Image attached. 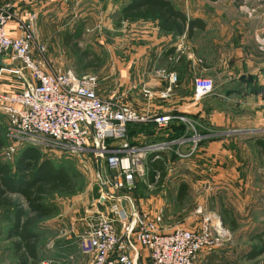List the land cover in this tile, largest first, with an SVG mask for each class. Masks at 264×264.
Listing matches in <instances>:
<instances>
[{"label": "rangeland", "instance_id": "obj_1", "mask_svg": "<svg viewBox=\"0 0 264 264\" xmlns=\"http://www.w3.org/2000/svg\"><path fill=\"white\" fill-rule=\"evenodd\" d=\"M183 1L173 0V4L177 8L182 6ZM231 1L235 2L202 0L209 8L207 17H214L220 13L225 17V13L230 18H247V15L245 17L240 14L239 17L230 10ZM1 2L6 3L7 0ZM46 3L50 6L46 5L41 9L34 24V34L36 40L45 48L44 57L51 71H71L78 77L94 76L98 84L96 94L100 98L122 94L120 100L124 106L148 120L151 119L153 117L151 113V115L143 113L152 105L155 108L161 105L155 97H145L142 91L149 90L150 93H154L149 85L152 87L155 83L154 78L158 82L165 81V72L158 74V70L156 74V68L153 66L158 62L157 59L154 64H151L152 60L141 62L140 55L144 52L146 55L150 54L148 50L155 33V24L130 21L118 24L121 0H52V2L46 0ZM244 10L246 13L253 11L247 7ZM257 13L260 14L262 11L258 10ZM259 21L262 22V18ZM202 36L205 35L201 34V39L198 38L199 45H202L203 41H208V38ZM84 53L88 54L87 58ZM143 66L151 72L152 84L150 81L149 85L139 83ZM3 75L6 76L3 78L6 91L12 93L20 90L13 76L7 73H2V77ZM198 78L212 82V92L205 97L213 94V81L206 77H196L194 80ZM158 84L162 86V83ZM147 100H150V105L146 104ZM214 108L213 105L208 106V109ZM136 110L145 112L138 113ZM3 117H0L2 123L0 127L3 128L0 132L4 148L0 161L13 168L26 145H15L13 141L7 139L4 128L6 120ZM176 117L173 119L178 121L180 117ZM242 124L246 122L234 123L235 127L230 123L216 131L203 130L201 132L203 138L198 143H194L190 138L199 132L193 126L195 133L187 125L186 131L191 136L176 137L172 139V145H168L167 154L170 160L166 166V176L161 183H157L153 190L145 188L137 191V187L132 191L119 192L121 198H127L128 213L136 210L146 215L149 220L159 217L158 229L164 233L175 228L188 229L194 226L193 229H197L202 215L219 216L222 225L228 230V236L218 239L214 247L198 252L193 264H264V252L254 259L247 258L253 251L258 252L264 248V150L255 148L246 134L232 132ZM132 125L134 130L145 138V145L159 144L153 141L157 132L155 128L144 126L143 123ZM218 131L222 133L220 136L224 143L222 151L216 155L214 146H211L208 152L200 151L202 141H208L207 136ZM263 138L261 142L264 144ZM187 139L189 140L186 141ZM112 145L113 143L109 145L111 149L113 146L117 147L116 144ZM36 150L41 159L63 168L75 185V192L71 195L52 193L44 198L43 204L50 211V216L38 221L34 227V232L40 236L36 264H43L54 259L49 255L48 246L51 243L59 244L65 239L64 234L56 232L66 231L69 227L70 231L76 229L77 214L82 218L88 213L93 217L106 215L111 206L118 205V201L105 196L99 177L108 176L109 173L97 170L98 165L93 152L59 154L55 149L43 145ZM178 154L183 157H179ZM219 159L222 164L215 167ZM182 184L186 186V192L179 202V188ZM101 197L103 199H100ZM9 198L16 203L22 202L17 195ZM2 212L5 214L6 210L0 207V214ZM232 218L236 223L234 230L230 225ZM5 219L7 218L0 216V230L6 228ZM0 242V264H14L17 258L12 252L11 241L6 244L2 243V240ZM76 252L70 255V249H61L65 263L71 256L73 262L81 264L83 260L78 256L80 253L77 255Z\"/></svg>", "mask_w": 264, "mask_h": 264}, {"label": "built area", "instance_id": "obj_2", "mask_svg": "<svg viewBox=\"0 0 264 264\" xmlns=\"http://www.w3.org/2000/svg\"><path fill=\"white\" fill-rule=\"evenodd\" d=\"M256 1L264 4V0ZM35 21L33 13L0 7V80L2 73H7L20 87L11 93L0 86V114L6 118L7 139L15 145H43L59 154L93 152L95 160L101 161V171L112 174L99 177L104 194L110 199L115 191L133 190L137 180L153 190L159 174L155 172L153 181L148 182L144 163L151 154L154 160L160 159L158 153L167 151L172 142L134 147L127 126L147 122L164 126L173 118L164 115L148 120L124 106L116 95L100 98L94 76L51 71L44 57L45 48L35 38ZM258 44L264 53V36ZM164 78L169 86L160 95L165 98L176 85L177 77L164 73ZM211 92V81L194 80V101ZM142 93L147 98L153 96L149 90ZM180 120L195 132L191 121ZM202 138L198 134L190 140L198 143ZM112 143H118L119 148L111 149ZM116 200L118 205L111 206L109 214L86 221L87 229L77 237L78 252L91 258L89 264H136L140 248L147 252L149 264H193L198 252L214 247L218 239L228 236L216 215H202L197 229L175 228L164 233L158 229L159 217L149 220L136 210L128 213L127 198Z\"/></svg>", "mask_w": 264, "mask_h": 264}, {"label": "crops", "instance_id": "obj_3", "mask_svg": "<svg viewBox=\"0 0 264 264\" xmlns=\"http://www.w3.org/2000/svg\"><path fill=\"white\" fill-rule=\"evenodd\" d=\"M170 1L173 3V0ZM49 2H52V0H49ZM231 3L232 5L229 6V8L234 14H237L239 17L240 14L243 16L247 15L248 19L243 17H241V19L234 17L230 18L226 16L225 13V17L221 13L215 14L214 17H207L209 8L202 0H184L182 6L177 8L184 12L188 19H198L202 21L204 24L202 31L193 29L195 35L187 37L186 35L174 36L172 34H165L155 28V33H153L154 36L151 38V47L148 50L150 54L146 55V52L142 53L140 55V61L147 62V60H152L151 64H154L157 59L158 62H155L153 66L156 68L155 73L158 70L161 72L164 71L165 73H174L177 77V83L169 93H167L165 98L161 97L160 94L169 86L167 81L158 82V80L154 78L155 83H153L151 87V85L148 84L149 81L152 84L151 72H148V68L143 66L141 70L142 76L139 75V83L142 82L149 85L152 92H154L152 93L153 97L156 98L155 100H158L161 107L158 106L155 108V106L152 105L150 109L147 108L149 109L147 112L143 111L144 109L140 110L141 112L139 110L136 111L138 113L145 112L143 113L145 115L151 113L153 117L169 115L175 119L177 118L176 116L186 118L191 121L194 128L199 129L197 130L199 133L207 129L216 131L230 123H233L234 126V123L246 122V124L236 127L232 132L235 134H246L249 136L248 140L251 141L255 148L264 150V144L261 142L264 136V53L259 51L258 44L260 37L264 36V4L258 3L255 0H235V2L231 1ZM0 5H7L4 7H14L24 12L33 13L36 15L37 19L41 9L46 7L48 3H46V0H7L6 3H2L0 0ZM48 6H50V4ZM245 7L253 9V11L246 13L244 10ZM258 10H261L262 13H257ZM257 14L261 17H259V15L257 16ZM261 18L262 22L259 21ZM201 34H204L205 36L202 37L208 38V41H203L202 45H199L198 41L201 39ZM196 77L210 78L214 83L213 94L199 101L193 100L194 79ZM3 78L0 80V86L6 88ZM158 83H162V86ZM116 96L122 99L123 95L118 94ZM150 100H147V105H150ZM211 105L215 106L214 110L208 109V106ZM3 118L6 120L5 117ZM180 118L177 120L185 126V123L182 122ZM195 123H197V125ZM175 124H177L176 121L171 119L167 125L164 126H159L154 122H149V125L144 126H150L157 130V132L155 131L156 134L154 135L153 141L156 143L165 142L167 144L171 143L173 141L172 139H174L172 127ZM239 127L242 128L239 129ZM127 133L130 138V143L134 147H145L150 144H144L145 138L142 134L134 130V125L132 124L127 126ZM220 136H222V133L219 131L213 135L207 136L208 141H202L200 151L203 153L208 152L210 147L214 146L216 151L215 154H219L224 144ZM114 144H116L117 147L113 146ZM113 145V150L119 148L118 143H113ZM158 156L160 159L155 160L163 163L166 170V166H168L170 160L167 151L158 153ZM153 157L154 155L150 157L151 161H154ZM146 161L144 163L145 170L147 165ZM220 164H222V161L219 159L215 167L220 166ZM136 182L138 187L137 191L146 187L140 180ZM123 191L124 190L115 191L114 193H117V195L116 198H113V201L117 199V197L121 198L119 192ZM107 214H109V211ZM0 216L5 217L4 212H2ZM83 216L82 218L80 214H77V217H75V220L78 221V223L75 224V230L70 231L69 227L66 231L62 230L56 232L64 234L63 236H65V239L61 242L62 244L51 243L48 246L50 251L49 255L54 259L46 261L43 264L65 263L61 249H70V255L76 251L77 255L79 254L76 245L77 237L82 231L87 229L86 221L93 218L89 213ZM6 217V228L0 230V240H2L4 244L8 241L12 243L16 240L12 235L8 236L11 224L13 225L15 219L14 211L10 210L9 215ZM116 227L119 231L118 223H116ZM193 228L195 227L193 226L188 229ZM12 248V252L14 253L13 245ZM78 256L83 260L81 264H88L90 261L89 256H82L80 254ZM68 259L69 260L65 264H80L78 262H73L71 256H69ZM14 264L20 263L15 259ZM26 264H31L30 259L27 260ZM136 264H148L147 252L142 248L139 249V257Z\"/></svg>", "mask_w": 264, "mask_h": 264}, {"label": "trees", "instance_id": "obj_4", "mask_svg": "<svg viewBox=\"0 0 264 264\" xmlns=\"http://www.w3.org/2000/svg\"><path fill=\"white\" fill-rule=\"evenodd\" d=\"M121 4L117 18L118 24L123 21L152 22L155 24V28L162 33L174 36L186 35L187 37L195 35L193 29L202 31L204 28L202 21L188 19L185 13L176 8L170 0H121ZM84 56L87 58L88 54L84 53ZM176 123L172 127L174 138L183 135L191 136L186 131L188 130L186 125L184 126L179 121ZM143 125H149V122L143 123ZM0 129L3 128L0 127ZM198 134L203 135V133ZM23 145L26 146L20 152L13 168L0 161V207L6 210L5 218L9 215L10 210L14 211L15 219L13 225L11 224L8 236L12 235L16 238L12 245L17 260L20 264H26L30 259L31 264H36L40 236L34 232V227L38 221L50 216V211L43 204L44 198L52 193L71 195L75 192V185L63 168L56 167L50 161L40 158V154L36 150L38 147L30 144ZM3 148L4 141L0 132V158ZM152 155L154 154L149 155L146 159V178L148 182H152L154 171H158L159 184L165 178L166 170L163 163L150 160ZM108 175L112 176L110 173ZM136 188L137 185L133 190ZM185 192L186 186L182 184L179 188V202ZM14 195L20 196L22 202L16 203L9 198ZM116 195L117 193H113V198H116ZM7 224L9 225L8 222ZM230 225L232 230L236 229L233 218L230 219ZM262 252H264V248L258 252L253 251L247 258L254 259Z\"/></svg>", "mask_w": 264, "mask_h": 264}, {"label": "water", "instance_id": "obj_5", "mask_svg": "<svg viewBox=\"0 0 264 264\" xmlns=\"http://www.w3.org/2000/svg\"><path fill=\"white\" fill-rule=\"evenodd\" d=\"M0 65H2V62H1V56H0ZM96 163H97V170L98 171H101V166H100V164H101V161H100V159H97V161H96Z\"/></svg>", "mask_w": 264, "mask_h": 264}]
</instances>
